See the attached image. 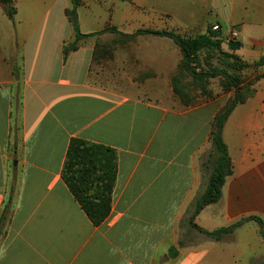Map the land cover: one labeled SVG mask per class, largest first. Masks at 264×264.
Returning a JSON list of instances; mask_svg holds the SVG:
<instances>
[{
  "label": "crops",
  "instance_id": "1",
  "mask_svg": "<svg viewBox=\"0 0 264 264\" xmlns=\"http://www.w3.org/2000/svg\"><path fill=\"white\" fill-rule=\"evenodd\" d=\"M13 2L12 18L0 5V219L12 197L0 264H264L261 227L246 220L264 224V0H179L176 9L147 0V30L198 36L217 27L224 39L239 32L240 48L223 51L246 65L243 85L252 86L223 130L232 174L221 200L194 220L207 232L246 220L222 241L186 218L208 181L202 155L214 119L235 91L221 81L207 99L200 85L186 88L193 79L180 47L118 27L119 1L83 0L77 14L87 37L68 55L71 0ZM73 138L118 155L100 226L61 178Z\"/></svg>",
  "mask_w": 264,
  "mask_h": 264
},
{
  "label": "trees",
  "instance_id": "2",
  "mask_svg": "<svg viewBox=\"0 0 264 264\" xmlns=\"http://www.w3.org/2000/svg\"><path fill=\"white\" fill-rule=\"evenodd\" d=\"M72 7L66 12L67 18L71 23L75 32V40L73 43L64 47L65 55L70 52L77 51L79 43L83 36L79 30L78 9L81 5L80 0H71ZM9 16L12 18L16 14V8L13 0H0ZM110 31L115 32L114 29ZM141 34H153L166 37L173 40L181 49L184 57L183 66L187 73L191 75L193 81L200 77H215L206 73H198L199 54L203 50L221 49L222 43L218 40L219 32L208 31L207 34L195 38H186L174 32L162 31L155 32L151 30L140 31ZM218 36L217 37H215ZM229 49L236 51L240 48V43L229 42ZM226 57L232 59L229 66L236 74L225 73L221 86L225 91H235L232 100L219 111L216 115L211 134L210 149L202 155V168L207 172L208 181L205 188L200 192L187 211L186 223L191 229L196 230L200 234L215 240L222 241L227 236L232 235L234 231L244 221H256L261 227V234L264 237V224L259 218H248L241 220L227 228H222L213 232H207L198 227L194 220L197 215L207 206L219 202L222 198L223 188L226 180L232 174V163L228 153V148L223 139L224 126L233 112V110L246 101L251 84L243 85L241 71L245 68V64L236 56L225 54ZM118 168L117 152L103 145L95 144L83 139L73 138L70 141L66 158L63 164L61 178L75 201L87 215L94 226H100L109 216L112 207V197L115 189ZM12 197L9 203L11 204ZM10 204L4 209L0 219V236L4 226V220L10 210Z\"/></svg>",
  "mask_w": 264,
  "mask_h": 264
},
{
  "label": "rangeland",
  "instance_id": "3",
  "mask_svg": "<svg viewBox=\"0 0 264 264\" xmlns=\"http://www.w3.org/2000/svg\"><path fill=\"white\" fill-rule=\"evenodd\" d=\"M81 3L83 2V0H80ZM115 1H119L121 2V20L122 23L121 25H117L118 27H129L132 29H141V30H147V28L149 27L150 24L147 23V17L149 16V11L147 10V0H115ZM170 1V6L173 9H176V6L179 3V0H169ZM90 3V2H89ZM110 3H106V5L108 6ZM81 6V5H80ZM108 8V7H107ZM120 11V10H119ZM110 12L111 15H113L114 13V9L113 6L111 5L110 7ZM118 27L113 28L115 30V32H117ZM238 30V29H237ZM208 31L211 32H218L215 31L214 28H208ZM171 32H174L176 34H180L183 37L186 38H195L201 35L196 36L195 33H177V31H174L173 29H171ZM230 34V33H229ZM216 36L218 38V40L222 43V47L221 49H215V50H203L202 52H200L199 54V67L197 69L198 73H206L209 75H215V77H198L194 79V82L191 81L189 83V85H186L185 87H190V91L193 90V86L198 89V86L200 85L201 89H202V97L203 98H211L214 92V89H217L220 85V82L223 80L220 77L218 78V76H223L225 73L228 74H233L234 72L232 71V69L229 67L227 68L226 64L230 63V60L232 61V59H229V57L225 56V51H223V44L225 46H228V36L224 39L222 37V35L219 33H217ZM125 35H123L124 37ZM126 42L131 41V39L133 38L132 36L128 35L125 36ZM130 39V40H129ZM232 71V72H228V71ZM223 74V75H222ZM236 74V70L235 73ZM194 83V84H193ZM16 107L13 106V117L16 116Z\"/></svg>",
  "mask_w": 264,
  "mask_h": 264
},
{
  "label": "built area",
  "instance_id": "4",
  "mask_svg": "<svg viewBox=\"0 0 264 264\" xmlns=\"http://www.w3.org/2000/svg\"><path fill=\"white\" fill-rule=\"evenodd\" d=\"M214 30L216 31V30H218V28L215 27ZM238 37H239V32L236 29H232L230 31V34L228 35L227 41L228 42H237Z\"/></svg>",
  "mask_w": 264,
  "mask_h": 264
}]
</instances>
